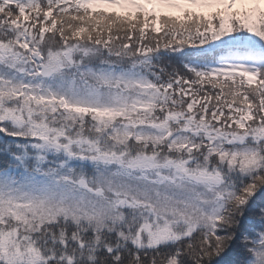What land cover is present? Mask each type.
Wrapping results in <instances>:
<instances>
[{
    "label": "snow or ice",
    "instance_id": "obj_1",
    "mask_svg": "<svg viewBox=\"0 0 264 264\" xmlns=\"http://www.w3.org/2000/svg\"><path fill=\"white\" fill-rule=\"evenodd\" d=\"M0 264H264V0H0Z\"/></svg>",
    "mask_w": 264,
    "mask_h": 264
}]
</instances>
